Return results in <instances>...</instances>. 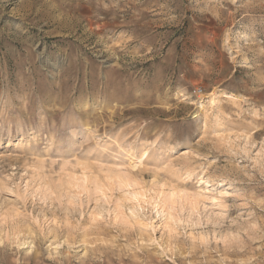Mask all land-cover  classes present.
Returning a JSON list of instances; mask_svg holds the SVG:
<instances>
[{"label": "rangeland", "instance_id": "374dc122", "mask_svg": "<svg viewBox=\"0 0 264 264\" xmlns=\"http://www.w3.org/2000/svg\"><path fill=\"white\" fill-rule=\"evenodd\" d=\"M0 264H264V0H0Z\"/></svg>", "mask_w": 264, "mask_h": 264}, {"label": "built area", "instance_id": "2783aa9c", "mask_svg": "<svg viewBox=\"0 0 264 264\" xmlns=\"http://www.w3.org/2000/svg\"><path fill=\"white\" fill-rule=\"evenodd\" d=\"M192 92L195 94V95H199L202 93V90L200 88H193Z\"/></svg>", "mask_w": 264, "mask_h": 264}]
</instances>
